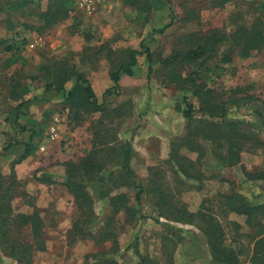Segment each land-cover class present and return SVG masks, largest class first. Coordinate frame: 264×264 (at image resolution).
Masks as SVG:
<instances>
[{
    "label": "rangeland",
    "instance_id": "rangeland-1",
    "mask_svg": "<svg viewBox=\"0 0 264 264\" xmlns=\"http://www.w3.org/2000/svg\"><path fill=\"white\" fill-rule=\"evenodd\" d=\"M0 7V38L13 45L11 51L0 47V173L15 194L14 211L36 207L43 218L44 248L31 264H223L212 256L199 219L175 218L176 208L192 213L203 205L213 207L225 244L242 264H253L254 228L246 215L223 210L219 201L220 194L234 191L252 203L264 201V181L244 172L264 170V47L245 55L236 46L230 61L219 54L203 68L200 60L175 55L205 32L224 31L233 40L241 26L253 30L256 19L264 25V0H0ZM48 9L67 13L48 23L51 17L42 16ZM142 44L154 53L153 72L139 54L136 73L123 74L119 88L105 93L113 85L111 72ZM72 69L88 78L100 110L78 113L71 107L66 95L76 82ZM179 75L215 90L228 116L241 123L253 116L242 127L261 142H247L230 164L215 142L201 139L195 151L180 146L179 153L195 162L194 176L183 173L170 151L187 132V102L198 108L199 100ZM59 84L63 90L56 89ZM26 99L33 100L20 106ZM56 118L58 135L51 138ZM22 125L37 131L31 154L25 151L31 131ZM125 143L132 149L131 174L116 158ZM90 152H97L101 168L82 179L95 213L89 229L98 234L110 228L115 240L95 242L73 230L91 219L64 184L66 162ZM159 192L166 201L160 202Z\"/></svg>",
    "mask_w": 264,
    "mask_h": 264
},
{
    "label": "trees",
    "instance_id": "trees-1",
    "mask_svg": "<svg viewBox=\"0 0 264 264\" xmlns=\"http://www.w3.org/2000/svg\"><path fill=\"white\" fill-rule=\"evenodd\" d=\"M66 13V9H64L63 12L48 9L42 16H50L51 18L48 19V23H50L55 20L57 21L59 15L62 17L65 16ZM256 21L254 22L255 27L253 30H250L247 26H241L240 29L234 33L233 40L226 32L220 30H212L200 34L199 37H194V40H191L192 42L189 48L182 50L178 55H175V57L182 54V57L189 62H198L200 60L199 67L203 68L209 59L215 58L219 54L222 55V61H230V51L235 50L236 46L237 49L245 55L250 54L254 50H260L264 47V25L262 22L258 25ZM166 27L167 26L155 31L163 32ZM0 47H4L6 51H11L13 49V45H5V41L2 38H0ZM141 47L144 50L132 49L129 52V61L118 65V67L111 72L110 78L113 81V85L107 88L105 93H110L119 88V82L123 74L131 76L136 73V66L138 65L137 56L139 54H145L149 65V73L153 72L155 64L154 53L147 45L142 44ZM222 47L226 48V50L224 49V51L221 52ZM69 76H76V82L73 88L69 90L66 95L71 107L78 113H91L100 110L103 104L99 103L97 94L85 74L72 69ZM180 78L183 83L190 84L189 89L192 90L193 94L197 96L199 100V107L197 108L193 103H188V98L185 96L187 105L183 110V116L186 117L188 122L187 132L181 139L179 138L180 143L176 148L175 142L170 151V160L173 161L183 173L188 174V176H194L190 173V170L193 167L195 168V162L190 160L186 155L179 153L178 147L180 148V146H185L189 150L195 151L202 148L201 139L215 142L216 146H220L223 149L219 156L225 158L224 160H227L228 164H230L238 161L239 152L245 147L247 142H261L257 134L253 131H246L242 127L244 124L252 121L253 116L245 117V119L241 121H245L246 123H241L240 117L232 118L228 116L229 109H227V103L217 98L215 90L200 85L196 78L186 79L182 76ZM56 89L63 90V87L59 84ZM32 100L33 99L23 100L19 105L27 106ZM238 101L239 99L235 102ZM18 118L19 117H17V119ZM33 127L34 126H32V129H27L24 125L21 127L23 131H31L29 142L25 145L26 154H31L34 149L32 144L37 131L33 129ZM116 149H119V154L116 158L122 157L123 160H125L127 172L131 174L133 170L130 166L132 150L130 144L125 143L123 146L121 144L119 148ZM66 166L68 167V177L64 184L68 187L70 192L74 194L75 201L79 205L78 207L82 209V213L91 219V223L85 226L75 223L73 225L74 232L80 237H88L95 242H105L111 238L115 240L116 237L113 235L112 231H110V228L104 229L98 234L89 229L94 221L95 213L92 197L90 193L85 190V183L82 179L86 176V173H93L101 168L97 152H90V155L81 157L79 160H68ZM105 168L109 170V173L115 170L109 169V167L106 166ZM197 172L199 178L201 172L198 170ZM244 172L250 180L264 181V170L253 172L245 170ZM1 177L2 175L0 173V263L8 264L3 262L2 253L18 264H31L35 252L38 249L44 248L45 230L43 218L36 207L31 213H16L12 205L15 194L12 193L11 186H6ZM14 177H16L15 174ZM157 190L159 191L160 189ZM159 193L158 195L161 197L160 202L166 201L165 193ZM141 194L142 190H139L135 197L137 202L141 201ZM220 195L221 198L219 203L223 210L246 215L247 224L254 228L253 238L255 241L251 261L253 264H264V201L252 203L248 201L247 197L240 191L223 193ZM211 206H213V204ZM118 210L119 208H116L115 212ZM176 210L175 218L177 220H187L186 215L190 214L191 218L195 217L202 222L203 232L208 238L212 256L215 260L223 264H242L236 249L225 244L222 224L217 219L216 215L211 212L213 211V207L210 208L209 206L205 207V205H203L198 211L192 213H188L189 211L185 207H179L176 208ZM83 222L87 223L85 221ZM24 232H27V234Z\"/></svg>",
    "mask_w": 264,
    "mask_h": 264
},
{
    "label": "built area",
    "instance_id": "built-area-1",
    "mask_svg": "<svg viewBox=\"0 0 264 264\" xmlns=\"http://www.w3.org/2000/svg\"><path fill=\"white\" fill-rule=\"evenodd\" d=\"M58 118L53 121L49 127V134L51 135V138H55L58 135Z\"/></svg>",
    "mask_w": 264,
    "mask_h": 264
}]
</instances>
